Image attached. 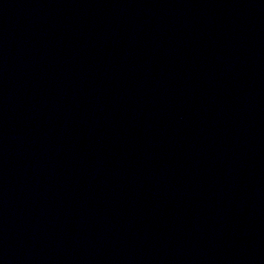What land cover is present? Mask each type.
Wrapping results in <instances>:
<instances>
[{
    "label": "water",
    "instance_id": "water-1",
    "mask_svg": "<svg viewBox=\"0 0 264 264\" xmlns=\"http://www.w3.org/2000/svg\"><path fill=\"white\" fill-rule=\"evenodd\" d=\"M0 264H264V0H0Z\"/></svg>",
    "mask_w": 264,
    "mask_h": 264
}]
</instances>
